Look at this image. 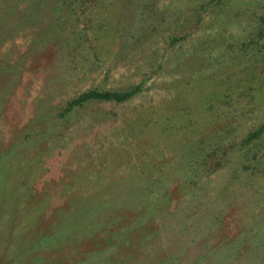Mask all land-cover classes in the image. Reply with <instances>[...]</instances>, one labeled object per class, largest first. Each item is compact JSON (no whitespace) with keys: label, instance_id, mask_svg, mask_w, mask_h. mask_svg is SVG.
Listing matches in <instances>:
<instances>
[{"label":"rangeland","instance_id":"obj_1","mask_svg":"<svg viewBox=\"0 0 264 264\" xmlns=\"http://www.w3.org/2000/svg\"><path fill=\"white\" fill-rule=\"evenodd\" d=\"M0 264H264V0H0Z\"/></svg>","mask_w":264,"mask_h":264},{"label":"trees","instance_id":"obj_2","mask_svg":"<svg viewBox=\"0 0 264 264\" xmlns=\"http://www.w3.org/2000/svg\"><path fill=\"white\" fill-rule=\"evenodd\" d=\"M135 92L133 93H127V94H116V93H107V94H104V95H99L100 97L104 98V99H112V100H115L117 102H122V101H125L127 99H129L130 97H132L134 95ZM96 93H93V94H84L82 95L78 101L80 103H83L93 97H95ZM98 96V95H96Z\"/></svg>","mask_w":264,"mask_h":264}]
</instances>
